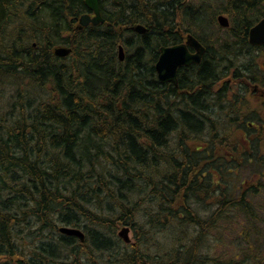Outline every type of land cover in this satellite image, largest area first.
<instances>
[{"label": "trees", "instance_id": "16d2710c", "mask_svg": "<svg viewBox=\"0 0 264 264\" xmlns=\"http://www.w3.org/2000/svg\"><path fill=\"white\" fill-rule=\"evenodd\" d=\"M113 7L106 25L77 31L83 0H0V264H107L95 251L119 264H262L249 236L264 223V105L246 96L252 80L264 86V47L248 41L264 0ZM220 11L230 28L211 35ZM178 20L217 57L183 69L179 88L155 69ZM137 22L149 32L129 41L120 28ZM63 31L68 58L53 52ZM60 225L85 241L49 240ZM238 225L247 245L229 256L224 235Z\"/></svg>", "mask_w": 264, "mask_h": 264}, {"label": "water", "instance_id": "95a60500", "mask_svg": "<svg viewBox=\"0 0 264 264\" xmlns=\"http://www.w3.org/2000/svg\"><path fill=\"white\" fill-rule=\"evenodd\" d=\"M87 6L95 11L96 17L91 18L89 15H83L80 18L79 28L82 26L88 25L90 21L98 23L100 18L98 0H86ZM220 24L223 27H228L230 25L229 19L225 16H219L218 18ZM138 32H145L143 27L137 28ZM249 41L253 45H263L264 44V18L251 28L249 31ZM189 43L195 46L198 49V53L195 55H190L186 46H175L171 48H162V53L156 64V71L158 73L159 80L162 83L174 82L177 84V70L180 66L188 65L192 62H200L203 48L202 46L193 38L189 39ZM72 52V49L69 46H59L55 48V55L58 57H67ZM120 59L124 60L123 49H120ZM59 231L68 236L79 237L81 241L85 240L84 233L74 227L64 226L59 229ZM130 228L124 227L120 232L119 236L122 237L126 242H130Z\"/></svg>", "mask_w": 264, "mask_h": 264}, {"label": "rangeland", "instance_id": "374dc122", "mask_svg": "<svg viewBox=\"0 0 264 264\" xmlns=\"http://www.w3.org/2000/svg\"><path fill=\"white\" fill-rule=\"evenodd\" d=\"M191 1L192 0H190V2ZM194 1L196 3H199V2L202 3L204 0H201V1L200 0H194ZM223 1L225 2L226 0H223ZM208 3H210V2H208ZM218 14H224V15L228 16L227 13H225V11L224 12L220 11ZM223 34H225V33H223ZM54 38L56 39V42H57L56 45H61V44H65V43L68 44V42H67L68 34L66 32H64V31L62 33H59V32L55 33L54 34ZM249 99H250V101H251V103L253 105L254 104H258V105L262 104V105H264V100L257 99L253 95V91L250 92ZM256 170H257V168H256ZM252 173H253V169H251L250 171H248L246 173V178L250 177L252 175ZM254 173H253L251 179H253V181H258L259 177L255 176ZM260 203L264 204V199H261ZM60 226H62V225H60ZM258 227H259V230H260L258 232L259 233V237L256 236L257 232H251L249 238L250 239L258 238L260 240L258 242V244H257L258 247H259L257 251H259V253H261V260L260 261H261L262 264H264V223L261 222V224L258 225ZM243 228L244 227L242 225H238L236 227L232 226L231 229H228V233H226L224 235L223 244H225V245L223 246V248L226 247L229 256H234L236 253H238V250H239L238 246H240L242 244L243 245L246 244V241L244 240V238L241 237V231H242ZM44 232H46V234L48 235L49 240L50 239H54L55 240V239L59 238L58 230L55 233H52L51 230L50 231H46L45 230ZM130 237L132 239V242H136L137 241V239L135 237L134 229H132V231L130 233ZM156 238L158 239V237H156ZM94 254L97 257L101 258L102 260H106L107 264H119V263H117V261L115 260L114 257H110L109 253H101V252L95 251ZM0 261H2V260H0Z\"/></svg>", "mask_w": 264, "mask_h": 264}, {"label": "flooded vegetation", "instance_id": "af4514ba", "mask_svg": "<svg viewBox=\"0 0 264 264\" xmlns=\"http://www.w3.org/2000/svg\"><path fill=\"white\" fill-rule=\"evenodd\" d=\"M118 0H98V6H99V12H100V14H101V18H103V21H101V22H99L97 25H99V26H101L102 24L104 25L106 22H107V19H106V17H105V11L106 10H109V9H113L114 7H113V4L114 3H116ZM125 1H127V0H125ZM133 1V0H132ZM190 2V0H185V3H189ZM192 2V1H191ZM83 3H84V5H85V9L83 10V12L82 13H80V15L78 16V17H76L75 18V20H76V23H75V26H77L78 24H79V22H78V20H77V18H79L80 16H82V15H89L90 17H92V18H95V13H94V11L93 10H91L87 5H86V0H83ZM137 24H142V25H144L143 23H133V24H130V25H128V26H122L121 28H120V31H135V27H136V25ZM182 24V22L180 21V20H178L177 22H176V25L178 26V27H182L183 28V26L181 25ZM93 25L94 26H96L95 24H93V23H90L87 27H85V28H92L93 27ZM145 26V25H144ZM184 29V28H183ZM186 30V29H185ZM82 31V30H81ZM186 31H189V30H186ZM173 34H177L178 35V38H175L174 39V42H176L175 43V45H177V44H182V43H185L186 42V40H187V37L185 36V35H187L188 33H185L181 28L179 29V31H173L172 32ZM207 33H209V34H211V35H213L215 32L214 31H212V29H210V32H207ZM185 34V35H184ZM184 36V37H183ZM131 38H134L133 36H131ZM201 43H202V45L205 47V52H204V54H203V62H202V64H200L199 66H196V65H194V64H192L193 66V68L195 67V68H200V67H203L204 65H207V64H210V66L211 65H213L214 63H213V61L216 59L217 60V57H215L214 56V52H213V49H214V47L213 46H210L209 45V43H210V41H209V43H208V41L207 40H199ZM211 41H214V40H211ZM210 50L212 51L211 52V54H210ZM190 51L191 52H194V49H192V48H190ZM219 55V54H218ZM223 59L225 60H227L228 59V57H223ZM221 60H222V57H221ZM190 67V66H189ZM261 68H262V66H261ZM263 69V68H262ZM261 69V70H262ZM185 72H187L186 70L182 73V74H185ZM260 88H262V87H260ZM263 89H260L259 90V93L257 94V95H260V100H263L264 98V94L263 93H261V92H264V91H262ZM227 96H228V94H227ZM251 124H255V125H257V123H251ZM248 127L249 128H251V125L249 124L248 125ZM257 128H259V126H257Z\"/></svg>", "mask_w": 264, "mask_h": 264}]
</instances>
